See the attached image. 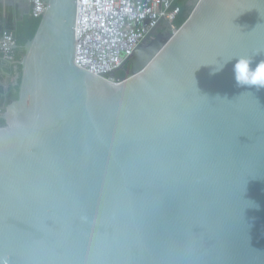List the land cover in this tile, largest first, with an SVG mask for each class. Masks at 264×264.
Returning <instances> with one entry per match:
<instances>
[{"label": "water", "instance_id": "obj_1", "mask_svg": "<svg viewBox=\"0 0 264 264\" xmlns=\"http://www.w3.org/2000/svg\"><path fill=\"white\" fill-rule=\"evenodd\" d=\"M76 4L49 1L2 115L0 264H264V88L213 72L264 59V0H199L119 83L75 65Z\"/></svg>", "mask_w": 264, "mask_h": 264}, {"label": "built area", "instance_id": "obj_2", "mask_svg": "<svg viewBox=\"0 0 264 264\" xmlns=\"http://www.w3.org/2000/svg\"><path fill=\"white\" fill-rule=\"evenodd\" d=\"M30 14L42 18L50 0H29ZM176 0H77L74 63L91 74L119 83L116 73L153 33L175 34ZM167 21L169 25L165 24ZM15 33L2 30L0 56L17 62ZM20 62V61H19Z\"/></svg>", "mask_w": 264, "mask_h": 264}, {"label": "trees", "instance_id": "obj_3", "mask_svg": "<svg viewBox=\"0 0 264 264\" xmlns=\"http://www.w3.org/2000/svg\"><path fill=\"white\" fill-rule=\"evenodd\" d=\"M174 6H179L181 9L180 13L175 19V24L180 27L187 19L186 0H176ZM40 20L41 18L27 16L24 18V20L18 22V25L15 26L12 18L10 17L7 28L15 33L16 44L18 45V47L15 49V56L18 61H21L23 55L25 54L23 46L34 37L39 27ZM18 67L19 72H21V64H18ZM18 90L19 85L11 87L10 91L5 96L1 93V103L4 102L6 104H10L14 100H16L18 98ZM5 124L6 121L3 118H0V127L4 126Z\"/></svg>", "mask_w": 264, "mask_h": 264}, {"label": "clouds", "instance_id": "obj_4", "mask_svg": "<svg viewBox=\"0 0 264 264\" xmlns=\"http://www.w3.org/2000/svg\"><path fill=\"white\" fill-rule=\"evenodd\" d=\"M235 59L233 73L237 86L264 88V59L254 62L251 57L239 56L226 60L222 63L215 64L213 72L223 69L225 63Z\"/></svg>", "mask_w": 264, "mask_h": 264}, {"label": "crops", "instance_id": "obj_5", "mask_svg": "<svg viewBox=\"0 0 264 264\" xmlns=\"http://www.w3.org/2000/svg\"><path fill=\"white\" fill-rule=\"evenodd\" d=\"M25 8L14 7L9 9L8 13H3L2 16L4 17L2 19V30L8 27V22L10 17L12 18L14 25H18V22L24 20L25 17L31 16L29 13L28 15L25 12ZM13 65L10 61L6 60L3 56H0V74L2 76H5L4 85L8 87V84L10 83V78L13 76L12 72H10V66ZM7 66V67H6Z\"/></svg>", "mask_w": 264, "mask_h": 264}, {"label": "flooded vegetation", "instance_id": "obj_6", "mask_svg": "<svg viewBox=\"0 0 264 264\" xmlns=\"http://www.w3.org/2000/svg\"><path fill=\"white\" fill-rule=\"evenodd\" d=\"M13 63V65L10 66V72H12V75L13 78L11 77L10 78V83L8 84V87L4 85V81L6 80L5 79V76H2L0 74V97H1V93L5 96L7 95V93L10 91L11 87H14V86H17L19 85L20 81H21V72H19V67H18V64H19V61L17 60V62H11ZM7 67V66H6ZM127 68H130V62H127L122 68L121 70H119L117 73H116V76L117 77H120V78H123L126 76V69ZM4 90V91H3ZM19 91V90H18ZM9 104H6V103H1V99H0V118H3L2 115L4 114L5 112V108L6 106H8ZM5 120V119H4Z\"/></svg>", "mask_w": 264, "mask_h": 264}, {"label": "rangeland", "instance_id": "obj_7", "mask_svg": "<svg viewBox=\"0 0 264 264\" xmlns=\"http://www.w3.org/2000/svg\"><path fill=\"white\" fill-rule=\"evenodd\" d=\"M199 0H186V16L187 18L191 15L192 11L196 7Z\"/></svg>", "mask_w": 264, "mask_h": 264}]
</instances>
